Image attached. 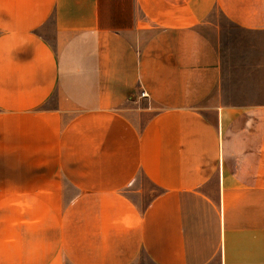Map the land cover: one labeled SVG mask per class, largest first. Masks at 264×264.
Listing matches in <instances>:
<instances>
[{
    "label": "crops",
    "instance_id": "obj_1",
    "mask_svg": "<svg viewBox=\"0 0 264 264\" xmlns=\"http://www.w3.org/2000/svg\"><path fill=\"white\" fill-rule=\"evenodd\" d=\"M215 11L264 31V0H0V264H264Z\"/></svg>",
    "mask_w": 264,
    "mask_h": 264
},
{
    "label": "rangeland",
    "instance_id": "obj_2",
    "mask_svg": "<svg viewBox=\"0 0 264 264\" xmlns=\"http://www.w3.org/2000/svg\"><path fill=\"white\" fill-rule=\"evenodd\" d=\"M221 27L222 79L218 95L233 104H264V31L244 30L214 12ZM138 127L145 118L139 119ZM145 181L138 176L136 185Z\"/></svg>",
    "mask_w": 264,
    "mask_h": 264
},
{
    "label": "built area",
    "instance_id": "obj_3",
    "mask_svg": "<svg viewBox=\"0 0 264 264\" xmlns=\"http://www.w3.org/2000/svg\"><path fill=\"white\" fill-rule=\"evenodd\" d=\"M142 95L145 96L146 95V92H143Z\"/></svg>",
    "mask_w": 264,
    "mask_h": 264
}]
</instances>
